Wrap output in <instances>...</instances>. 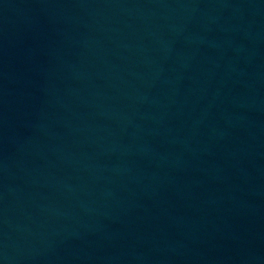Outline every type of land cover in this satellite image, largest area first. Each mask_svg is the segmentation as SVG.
Returning a JSON list of instances; mask_svg holds the SVG:
<instances>
[{
  "label": "water",
  "instance_id": "95a60500",
  "mask_svg": "<svg viewBox=\"0 0 264 264\" xmlns=\"http://www.w3.org/2000/svg\"><path fill=\"white\" fill-rule=\"evenodd\" d=\"M0 264H264V0H0Z\"/></svg>",
  "mask_w": 264,
  "mask_h": 264
}]
</instances>
